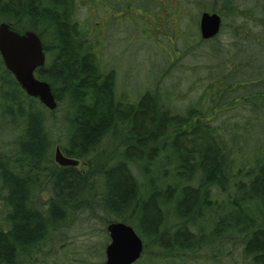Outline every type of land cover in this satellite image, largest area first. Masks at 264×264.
Segmentation results:
<instances>
[{"label": "trees", "instance_id": "16d2710c", "mask_svg": "<svg viewBox=\"0 0 264 264\" xmlns=\"http://www.w3.org/2000/svg\"><path fill=\"white\" fill-rule=\"evenodd\" d=\"M77 1L0 0V22L34 31L50 55L35 75L57 103L48 110L27 95L0 57V123L14 132L12 146H0V264H29L51 230L83 212L130 224L165 254L210 250L208 263L223 264L237 251L264 264V18L243 13L260 30L235 24L233 44H243L226 53L208 96L177 111L158 87L133 101L117 94L114 70L102 68L97 39L75 16ZM216 12L242 10L222 0ZM52 127L64 131L62 153L86 168L54 161ZM112 145L105 162L91 161Z\"/></svg>", "mask_w": 264, "mask_h": 264}, {"label": "rangeland", "instance_id": "374dc122", "mask_svg": "<svg viewBox=\"0 0 264 264\" xmlns=\"http://www.w3.org/2000/svg\"><path fill=\"white\" fill-rule=\"evenodd\" d=\"M220 1L78 0L75 16L97 39V56L102 68L114 70L118 95L133 101L144 90L158 87L170 95V106L184 111L208 96L205 90L225 70L223 59L226 53L236 51L240 45L241 42L233 44L237 39L233 37L234 25L241 26L240 33L242 27L252 26L255 32L260 30L256 20L243 13L253 12L257 17L264 18V0H233L242 13L234 18L228 13H218L221 26L215 39H201L199 16L203 11L216 12ZM49 59L47 54L46 62ZM63 106L60 103L58 111H54L56 120L61 119ZM229 115L223 113L221 117ZM45 117L50 122L49 115L45 113ZM261 118L264 121V114ZM50 130V139L55 141L50 151L54 159L56 139L61 137L59 132L64 131L54 127ZM13 135V129L5 128L1 122L0 146L10 148ZM113 146L107 147L102 158L91 161L96 164L105 162L113 154ZM84 166L80 161L77 164L82 170L86 168ZM38 194L44 204L43 194ZM1 207L0 203V210ZM106 219L103 213H78L60 230H51L50 238L32 249L29 264H104V251L109 242ZM166 238L163 236V240ZM142 241L143 250L133 264H209L210 250L190 256L187 253L174 256L165 254L164 250L150 242L145 247ZM232 242L234 248L237 241ZM225 260L223 264L248 263L237 251Z\"/></svg>", "mask_w": 264, "mask_h": 264}, {"label": "water", "instance_id": "95a60500", "mask_svg": "<svg viewBox=\"0 0 264 264\" xmlns=\"http://www.w3.org/2000/svg\"><path fill=\"white\" fill-rule=\"evenodd\" d=\"M220 26L221 17L217 12L203 11L200 14L199 33L202 39L216 36ZM0 57L27 95L37 98L50 110L56 107L50 84L35 76L37 68L45 64V51L37 33L0 22ZM54 161L60 166H75L79 163L77 159L65 156L58 145L55 146ZM106 231L109 242L104 251V264H133L140 257L143 241L130 224L111 221L106 225Z\"/></svg>", "mask_w": 264, "mask_h": 264}]
</instances>
